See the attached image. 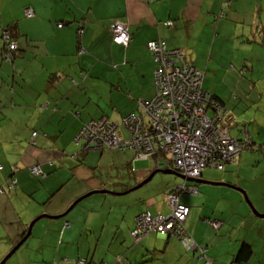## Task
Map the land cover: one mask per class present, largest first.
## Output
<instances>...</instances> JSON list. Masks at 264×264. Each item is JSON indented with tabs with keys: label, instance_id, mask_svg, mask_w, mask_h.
Wrapping results in <instances>:
<instances>
[{
	"label": "crops",
	"instance_id": "crops-1",
	"mask_svg": "<svg viewBox=\"0 0 264 264\" xmlns=\"http://www.w3.org/2000/svg\"><path fill=\"white\" fill-rule=\"evenodd\" d=\"M116 19L127 25L126 47L111 40ZM5 29L15 56L3 51ZM154 40L180 50L202 73L203 91L224 108L217 73L240 72L252 63L247 53L254 46L264 53V0H0V261L34 221L5 264H264L261 162L244 173L239 153L223 171L206 168L200 176L229 186H175L195 188L178 195L189 208L183 226L194 248L187 250L176 236L132 237L139 214H169L166 197L176 188L135 197L130 189L169 167L129 149L83 151L76 141L98 120L106 119L119 139L125 118L147 124L139 103L155 93L156 64L147 48ZM233 97L239 99L232 90ZM238 133L230 137L245 140V133L251 143L247 130ZM34 165L43 177L31 174ZM183 196H191L190 205ZM243 244L251 254L238 260Z\"/></svg>",
	"mask_w": 264,
	"mask_h": 264
},
{
	"label": "built area",
	"instance_id": "built-area-1",
	"mask_svg": "<svg viewBox=\"0 0 264 264\" xmlns=\"http://www.w3.org/2000/svg\"><path fill=\"white\" fill-rule=\"evenodd\" d=\"M24 15L30 18L33 12L26 8ZM61 27L62 24H58V28ZM110 32L114 44L121 47L129 44L130 35L123 21L114 20ZM7 37L4 32L3 38ZM147 48L156 64L154 96L139 103L148 118L147 124L136 116L125 118L123 123L132 137L130 141L121 142L106 119L98 120L88 123L76 141L83 142V151L131 148L140 158L154 157L155 163L162 162L187 178H199L207 167L222 171L244 147L250 145L248 138L245 135V141L240 143L230 137L228 128L220 122L224 112L201 90L202 74L186 63L180 50L168 49L161 40L148 42ZM7 49L10 53L15 51V42H8ZM30 172L36 177L44 176L37 165L30 167ZM194 190L183 186L169 193L166 197L170 209L168 215L150 211L139 214L132 232L135 241L149 233L162 238L176 236L187 250L193 249L192 239L186 236L183 226L188 208L179 203L178 195ZM204 264L211 262L207 259Z\"/></svg>",
	"mask_w": 264,
	"mask_h": 264
},
{
	"label": "rangeland",
	"instance_id": "rangeland-1",
	"mask_svg": "<svg viewBox=\"0 0 264 264\" xmlns=\"http://www.w3.org/2000/svg\"><path fill=\"white\" fill-rule=\"evenodd\" d=\"M248 33L250 39L254 38V35L251 31ZM255 33L258 32L255 31ZM247 54L248 59H251L252 63L247 60L248 62H246L244 68L240 70V72H218L215 82L218 85L220 93L219 95L222 96L221 100L223 102L224 109L226 110V119L224 123L229 127L230 135L232 137H238L240 136L238 133L240 129H244V131L247 130V134L251 139L250 141L254 144L252 147L245 150L243 149L241 152L245 163L244 166L246 168L243 172L251 173L252 166H255L256 163L261 162V166L264 165V149L258 150L257 148V145L264 144V53L254 46V48L248 50ZM203 72L205 74L204 78H208L206 84H212V78L210 75H208L210 73L206 71ZM240 76L246 80L240 79L242 83L236 85L235 81L239 79ZM232 90L239 95V99L235 97L231 99ZM121 126L125 135V139H121L124 142L130 141L132 137L131 132L123 124ZM242 132L243 131H241V133ZM245 135L246 134L244 133L243 137H245ZM127 150L128 148H122V153L126 152ZM129 150L133 151L131 148H129ZM144 164H148V162H144ZM158 168L160 170L163 169L161 166ZM182 183V179L173 175L156 173L146 184L143 185V187L133 190L130 192V195L131 197H135L136 194L138 195L139 193L143 195L145 193L155 194L156 192H160L162 194L164 193L165 196L169 189H174L176 185ZM184 183L188 186L200 185L187 181ZM143 188L144 190H142ZM190 197L191 196H183L182 201L186 205H190ZM14 254H12V256Z\"/></svg>",
	"mask_w": 264,
	"mask_h": 264
},
{
	"label": "water",
	"instance_id": "water-1",
	"mask_svg": "<svg viewBox=\"0 0 264 264\" xmlns=\"http://www.w3.org/2000/svg\"><path fill=\"white\" fill-rule=\"evenodd\" d=\"M156 173H163V174H170V175H173V176H175V177H177V178H180V179H182L183 180V182H193V183H196V184H199V183H203V184H210V185H226V184H222V183H218V182H210V181H204V180H201L200 179V177L199 178H187V177H185V176H183V175H181V174H179V173H177V172H175V171H173V170H171V169H166V170H155V171H153L152 173H150V175L144 180V181H142L140 184H138V185H136L135 187H133V188H131L130 190H135V189H137V188H139V187H141L143 184H145L146 182H148L150 179H151V177L154 175V174H156ZM184 186V184L183 185H180V186H178V187H175L176 189H178V188H180V187H183ZM226 186H229V185H226ZM97 191H92V192H89V193H87L86 195H84V196H82V197H80V198H78L76 201H74L73 203H72V205L71 206H74L77 202H79L80 200H82V199H84V198H86L87 196H89V195H91V194H93V193H96ZM102 193H104V192H106V191H101ZM242 194H243V196H244V199L246 200V202H247V204H249V202L247 201V199H246V196H245V194H244V192H242ZM254 212V211H253ZM255 213V212H254ZM45 217H48V216H46V215H44ZM60 216H62V215H60ZM60 216H56V217H54V218H58V217H60ZM258 217H260V218H264V214H262V215H257ZM34 223V221L33 222H31L30 223V225L28 226V228H27V231H26V233L24 234V236L22 237V239L11 249V251L0 261V264H5V262L7 261V259L9 258V257H11L12 256V254H14V252L18 249V247L23 243V242H25V240L28 238V236L30 235V231H31V227H32V224Z\"/></svg>",
	"mask_w": 264,
	"mask_h": 264
},
{
	"label": "trees",
	"instance_id": "trees-1",
	"mask_svg": "<svg viewBox=\"0 0 264 264\" xmlns=\"http://www.w3.org/2000/svg\"><path fill=\"white\" fill-rule=\"evenodd\" d=\"M31 9V8H30ZM32 10V9H31ZM33 12V11H32ZM27 18V17H26ZM31 18V17H30ZM58 26V25H57ZM63 26V25H62ZM4 32H6L7 33V38L6 39H4L3 38V33ZM12 34H11V29H5V30H3L2 31V34H1V39H2V41L4 42V48H3V51H8V49H7V43L8 42H11V41H13L12 40ZM111 40H112V37H111ZM14 42V41H13ZM17 52H18V50H17V48L15 49V51H13V52H11L14 56L17 54ZM201 90L203 91V89H202V87H201ZM204 92V91H203ZM208 96H209V94L208 93H206ZM211 101H212V103H214V104H217L221 109H222V111L224 112V114H223V116H221V121L220 122H222V124L224 123V121H225V119H226V112L224 111V108L220 105V104H218L217 102H216V100L212 97L211 98ZM227 126V125H226ZM227 128L229 129V127L227 126ZM239 138V137H238ZM238 142H240V143H243L245 140H242V139H236ZM247 148H249V146H247V147H244L243 149H247ZM258 149H261L262 147H257ZM242 149V150H243ZM242 150L240 151V153L242 152ZM239 155V154H238ZM208 168V167H207ZM213 170H215V169H213ZM224 170V169H223ZM222 170V171H223ZM215 171H217V170H215ZM219 172V171H218ZM185 206V205H184ZM187 207V206H186ZM188 208V207H187ZM188 213H189V208H188ZM250 254H251V248L248 246V245H246V244H243L241 247H240V250H239V253H238V260H244V259H246V258H248L249 256H250ZM205 263V262H204Z\"/></svg>",
	"mask_w": 264,
	"mask_h": 264
},
{
	"label": "bare ground",
	"instance_id": "bare-ground-1",
	"mask_svg": "<svg viewBox=\"0 0 264 264\" xmlns=\"http://www.w3.org/2000/svg\"><path fill=\"white\" fill-rule=\"evenodd\" d=\"M202 74V73H201ZM202 79H203V76H202ZM201 83H202V81H201ZM120 141L122 142L123 140L122 139H120ZM135 155H136V157H139L138 156V154L135 152Z\"/></svg>",
	"mask_w": 264,
	"mask_h": 264
},
{
	"label": "clouds",
	"instance_id": "clouds-1",
	"mask_svg": "<svg viewBox=\"0 0 264 264\" xmlns=\"http://www.w3.org/2000/svg\"><path fill=\"white\" fill-rule=\"evenodd\" d=\"M251 145H252V142L250 143L249 147H251ZM200 176H201V175H200Z\"/></svg>",
	"mask_w": 264,
	"mask_h": 264
}]
</instances>
